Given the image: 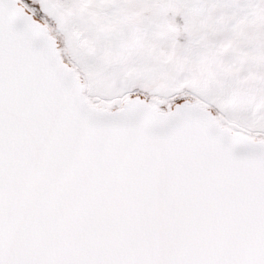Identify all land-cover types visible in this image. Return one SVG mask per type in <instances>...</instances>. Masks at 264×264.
<instances>
[{
	"label": "snow or ice",
	"instance_id": "snow-or-ice-1",
	"mask_svg": "<svg viewBox=\"0 0 264 264\" xmlns=\"http://www.w3.org/2000/svg\"><path fill=\"white\" fill-rule=\"evenodd\" d=\"M0 264H264V0H0Z\"/></svg>",
	"mask_w": 264,
	"mask_h": 264
}]
</instances>
